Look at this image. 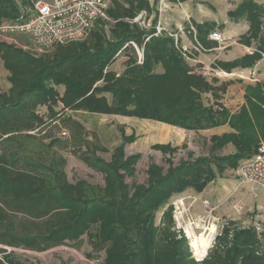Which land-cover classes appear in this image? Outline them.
<instances>
[{
    "label": "trees",
    "instance_id": "trees-1",
    "mask_svg": "<svg viewBox=\"0 0 264 264\" xmlns=\"http://www.w3.org/2000/svg\"><path fill=\"white\" fill-rule=\"evenodd\" d=\"M184 1L189 0H179ZM31 4L32 0H0V24L4 19L19 18L21 7ZM155 6L149 0H111L108 12L114 22L98 21L81 42L56 46L50 56L28 58L26 80L15 73L10 76L12 88L21 84L24 89L16 99L13 94L9 97L0 93V247H4L0 249V264H24L8 254L10 249L42 253L65 245L66 241L79 242L88 233L96 250L105 249L103 264H264L261 233L254 227H236L235 222L224 226L206 258L197 261L185 234L177 229L171 203L176 195L189 190L202 193L256 154L264 135V86H249L246 104L239 113L230 115L218 102L217 94L222 88L194 73L169 33L154 37L156 29L146 30L132 23L147 11L149 17L155 15L151 24L155 27L159 18ZM228 15L230 22L249 24L240 44L264 47V3L242 0ZM195 28L198 42L210 48L207 37L217 24H197ZM129 42L143 50L141 64L136 49L126 47ZM3 47L0 44V53L5 51ZM121 54L127 55L124 72L110 71ZM261 58L260 53L246 55L218 66L231 72L254 67ZM31 95L47 106L53 121L62 117L64 111L72 110L135 117L194 132L228 124L234 132L212 137L207 154L178 164L173 160L175 146H153L169 156V167L164 170L151 164L146 183L133 186H128L126 179L135 176L140 156L126 155L127 145L135 138L123 135L121 144L112 152L111 162L84 159L104 174V187L83 181L71 183L60 161L50 163L47 169L32 167L27 155L33 146L26 140L32 138L30 132L44 119L35 111L38 103L25 102ZM206 95L213 96L215 102L207 103ZM68 126L76 134L72 144H79L81 123L73 121ZM12 133L16 135L3 139ZM230 144L235 152L223 155ZM19 148L24 156L19 155ZM161 212L157 225V214ZM94 225L98 226L96 234L90 231Z\"/></svg>",
    "mask_w": 264,
    "mask_h": 264
},
{
    "label": "rangeland",
    "instance_id": "rangeland-1",
    "mask_svg": "<svg viewBox=\"0 0 264 264\" xmlns=\"http://www.w3.org/2000/svg\"><path fill=\"white\" fill-rule=\"evenodd\" d=\"M34 1L35 0H32L31 5L21 7L22 8L21 15L19 18H15V19L9 18L6 20L4 19L3 22H9V20L23 19V17H27L28 15H30L33 9ZM175 1L177 2L175 3L178 5L179 0H175ZM206 1H209L208 3H206L207 6L206 9L208 10V12L216 13V17H218L219 21H223V22L227 20V18L229 17V15H227V11H230L231 9H233L232 6L238 4V0H232L231 2L226 0H206ZM165 13L166 12H164V15ZM197 15L198 13H195V16L193 14V18L195 20L197 19ZM152 22L153 19H151L150 24H153ZM189 22L192 23L193 19L191 16L189 17L186 16L184 23L187 24L185 28H187L188 30H190V26H191ZM229 28H233V27H229ZM173 30L174 31L177 30L175 26L173 27ZM0 44H2L4 46L3 48H5V51H3L2 53L9 52L8 56H2V53H0V93H5L9 97H11V95L13 94V99H16L19 91L24 89V87L23 85L20 84L19 86L13 87L14 88L13 89L12 83L9 81L10 76H12L15 73L21 77V80H26L25 77L27 76V73H25V70H26L28 58L39 59V57H43V55L50 56L51 54H53L56 48L53 47V49L47 51L38 49L33 43H31L25 37L24 38L0 37ZM255 45L257 46V44ZM261 48L264 49V47H260V49ZM229 50L242 53L238 48L234 46L231 47ZM126 60H127V55L121 54V56L116 58L115 62L112 64L109 70L110 71L113 70L114 72L117 73H122L124 69V63L126 62ZM259 61H258L259 64L257 65L258 69L263 72L264 62H262V58L259 59ZM236 69H242V68H236ZM243 82L244 81L236 82V86L237 89H241V90L244 89V92L246 94L249 91L247 90L249 86L244 88L245 84L243 85L242 84ZM229 83L230 82L225 84V82H221V84H217L216 86L217 88H222V90L219 91L217 94L219 96L218 102L220 103L221 107H223L221 101L226 100L225 98L228 95L227 94L228 87L230 85L231 86L233 85L232 83L230 84ZM60 90L62 91L63 89ZM235 96L237 95H234V98ZM31 100L34 101L29 103V101ZM242 100L246 104V96ZM25 102H28L29 105L38 103V105H36L35 107V111L37 114H39V116H42L44 119L41 124L38 123V127L36 126L37 128L35 131L30 132L32 138H28L26 140V143L33 146L32 150L29 151L27 155L31 159L30 162L32 164V167L36 170L42 168L47 169L50 163H53L54 161L55 162L60 161L64 163L63 166L64 172L71 183L83 181V182H88L89 184L95 186L104 187L105 186L104 174L100 173L101 171L98 170L97 166L96 167L93 165L89 166L87 163H85L84 159L89 158V160H91L92 163H95V160L97 159L99 160L102 159L106 162H111L112 160L111 155L113 150L115 149V147L121 144L123 135L127 136L126 131L129 127L126 125L122 126L119 123H117L118 117H116L115 115L114 116H108L104 114L97 115V114H90L87 112L84 113L73 112L72 110L64 111L62 117H57L53 121V119L49 116L47 106H45L41 100L38 102L36 98L31 95L30 98L29 99L27 98ZM213 102H215L213 96L208 98L207 103L211 104ZM73 121L80 122L82 125L81 134L79 136L80 145L72 144L74 143V137H76V134L73 133L72 127L68 126V123ZM131 127L133 132H131L132 134L130 133L129 136L133 135L135 141L127 145L125 152L127 156L139 155L140 159L135 166L136 167L135 176L127 178L126 181L128 186H133L135 184L144 185L148 178L147 170L149 166L151 164H156L158 166L159 165L162 166L164 170H167L169 166L166 163V159L169 158V156L166 157L161 151H156L153 149L154 146L153 142L156 139H154L155 134L152 131L148 132V129L145 128L147 131H144L143 133L142 131L140 132V129L137 126V122H135ZM136 130H139V135H138V131ZM63 132H66L67 136L64 137L62 135ZM136 132H137V136H136ZM12 135H16V134L14 133H12L11 135L7 134L3 137V139L9 137L12 138ZM209 141L211 140H208V137L197 138L196 136H192V138L189 139L188 136V144L181 143L177 146L174 145L177 148V150L173 154L174 163L178 164L181 161H188V159H194V158L196 159L202 156L203 154H207L209 152V148L211 145ZM20 142L25 143V141L23 140H20ZM53 142L55 143L52 144V146H50V143ZM17 144L20 147H22L19 143ZM101 148H104V150H102ZM18 153L20 156L25 155L23 153L22 148L18 149ZM20 161L27 164L25 160H22V158ZM224 176L225 178L223 179L218 178V180L220 179L221 183L226 184L225 187H227L229 184H233V186L238 185L237 191L233 195L231 200L232 205L238 204L239 205L238 207H242L245 210H248L249 207L257 208L259 212L263 213L260 215L257 211L253 212V210H250L240 222L239 221L235 222L234 226L239 227L241 229H249L251 227H254L256 229L257 228L256 225H257L260 226L262 229H264V222L262 221L264 219V189L253 190L250 185L248 184L245 185L240 183V181L236 177V173L234 169L226 172ZM221 183L219 184L218 181V185L217 184L208 185L204 189V191L200 194L195 193L193 190H189V192L176 195L173 199H171L172 200L171 203L174 206V214H175L174 219L176 222L177 229H180L184 234H185L184 230L189 231L188 243L190 246L192 257H194L197 261L204 260L206 256L205 258H203L197 254V250L193 245L192 240L194 238H201L202 235L207 237L210 235L209 233H211V231L208 229L209 224H205V226L202 228L200 227L201 229L194 228V226H191L190 228V226H188L190 221H193L194 219L200 216L203 217L204 215L207 214L206 212L208 211L206 210L207 207L205 206V204L204 206L206 208L203 209L201 208L198 209L197 211H194V208L196 206L195 198L196 196H198V198L200 199L198 205L201 206H202L203 198L209 199L212 204H214L215 202H219V200L224 199L225 195L223 194L228 195V193H230L233 190V186L231 187L230 190H228L227 188H224V184ZM211 191L219 192L218 196L216 197V195L214 193H211ZM190 212H193L191 213L192 215L190 214ZM161 214L162 212L157 214V225L161 221V217H162ZM260 216H261V221L257 222V224L255 225L254 224L255 220L259 219ZM225 225H227V222L225 223L221 221L217 225V227H211L213 234V236L211 237L212 243L210 247L207 249L206 255L208 253V250L212 248L213 245L215 244L214 240L218 236L215 235V230L218 229V234L220 235ZM97 230H98L97 225H94L90 229L91 233L93 234H96L98 232ZM88 235L89 233L84 235L79 242L69 243V241H66L67 243L65 245H59L56 248L46 250L45 252L42 253H38L33 250L28 251L20 248H15V250L10 249L8 254H11L15 261L24 264H103L104 263L103 259L105 257V249L96 250L95 246H93L92 242L90 241ZM259 236L261 239L264 238V230ZM1 248L4 247L1 246L0 249Z\"/></svg>",
    "mask_w": 264,
    "mask_h": 264
},
{
    "label": "crops",
    "instance_id": "crops-1",
    "mask_svg": "<svg viewBox=\"0 0 264 264\" xmlns=\"http://www.w3.org/2000/svg\"><path fill=\"white\" fill-rule=\"evenodd\" d=\"M226 1L231 2L232 0H226ZM257 1L259 3H264L263 0H257ZM149 2L151 6L156 5L155 6L156 9L158 8V0H149ZM175 2H176L175 0H169L167 2V5H166L167 7L165 8L166 13L165 15L163 13L162 17H160V19L158 18L157 22L160 20L161 25H163V27L165 28L164 33H169L168 34L169 36L170 34H173L176 36L174 39L176 40L178 47L181 50L183 48L190 49V52L185 53L184 56L188 62L189 67L194 71L195 74H197V72H199L203 67H209L211 68L212 73L206 79L208 80V82L216 86L217 84H221V82H225V84L230 82L233 84L232 86L230 85L228 87V91H227L228 95L226 96V98L224 96L226 100L224 101L222 100L221 102L223 104V107L229 112L230 115L239 113L241 107L245 104V102L242 99H244L246 95H245L244 89L242 90L237 89L236 82L244 81L242 83L243 85L245 84L244 88L247 86H252V85L256 86V85H259L260 83L261 85L264 86V70L262 72L261 70L258 69L257 65L259 64L260 61L256 65H254V67L244 68V69H235L231 72L224 71L221 67L218 66V63L220 62L229 63V62H232L238 59H242L246 55H251L247 51V48L258 49V47L255 44L251 46H247V45H244V44L242 45L239 43L241 36H243V34H245L249 30L248 22L242 21V23H239V24L233 23V22H230L229 17L224 22L219 21L218 17H216V13L208 12V10L206 9L207 8L206 3L209 2L206 0H189L183 3L179 2L178 5L176 4L177 2L176 3ZM241 3H242V0H238V4L232 6L233 9L231 10H235L236 7L240 5ZM228 12L229 11H227V15H228ZM195 13H198L196 20L193 18V14L195 16ZM186 16L192 17L193 22L192 23L189 22V24L194 25L195 27L197 24L199 25V24L213 23V22L216 23L217 29L214 31H219L223 34L224 37H226L227 42L223 45L225 49L219 50L218 48L220 47V45L216 41L213 42L208 39V43L211 45V47L206 48L203 46L207 50L206 52H202L200 50L197 51L196 50L197 44L195 42V39L193 38V35L190 33V30L185 28L187 26V24L184 23ZM154 17L155 15H152L150 17V21L151 19H154ZM174 26L177 29L175 31L173 30ZM221 26H224V29H221L220 28ZM229 27H233V28H229ZM178 30H181V31H178ZM233 46L238 48L242 53L230 51L229 49ZM143 60H144V57H143ZM262 62L264 61L262 60ZM123 72H124V69H123ZM122 73H118V74H122ZM234 95H237V96H235L234 98ZM206 96L208 98L211 97V95H206ZM116 117L119 118V119L117 118L118 120L117 123H119L122 126L126 125L129 127L128 128L129 131L125 127L127 129L126 131L127 136H129V134L133 132L131 126L135 122H137V126L140 129V132L142 131L143 133L144 131H147L145 128L148 129V132L152 131L155 134L154 139H156L153 142L154 146L158 144H165V145H172V146L174 145L177 146L181 143L188 144V136H189V139L192 138V136H196L197 138L208 137V140H210L212 137L223 136V135L231 134L232 132H234L232 127H230L228 124H222L220 126H216V128H213V129H207V130H202L199 132H194V131H188V130L186 131V130H183V129H180L174 126L171 127L161 122L157 123V122L146 120V119L140 120L135 117H122V116H116ZM136 131H138V135H139V130H136ZM136 136H137V132H136ZM262 137L263 136L260 137L261 140H262ZM234 152H235V147L233 146V144L232 145L230 144L222 151V154L232 155V153ZM256 154H254L253 156H255ZM235 172H236V169H235ZM223 178H225V176ZM218 181L220 184L221 183L220 179ZM218 181H215L211 184L218 185ZM221 184H224V183H221ZM225 185L226 184H224V188H227L228 190H230L231 187L233 186V184H229L227 187H225ZM237 186L238 185L233 186V190L230 193H228V195L223 194L225 195L224 199L219 200V202H215L214 204H212L209 199L203 198L202 206L198 205V203L200 202V199L198 198V196H196L195 198L196 206L194 208V211H197L198 209H201V208L202 209L206 208L204 206L205 200L209 202V206L206 208V210L213 209L209 222L207 223L209 224L208 228L217 227V225L221 221L225 223L226 222L227 223L237 222V221L240 222L250 210H253V212L257 211L260 215L263 214L262 212H259L257 208L249 207L248 210H245L242 207H238L239 206L238 204L232 205L231 200H232L233 195L237 191ZM211 193H214L217 197L219 192L211 191ZM191 213L193 212H190V214ZM259 221H261V216L259 217V219L255 220L254 224L256 225L257 222ZM262 221L264 222V219Z\"/></svg>",
    "mask_w": 264,
    "mask_h": 264
},
{
    "label": "built area",
    "instance_id": "built-area-1",
    "mask_svg": "<svg viewBox=\"0 0 264 264\" xmlns=\"http://www.w3.org/2000/svg\"><path fill=\"white\" fill-rule=\"evenodd\" d=\"M168 1L158 0L157 10L159 11V19L165 12ZM110 5L111 0H35L30 15L23 17V19L0 24V37H25L38 49L44 51L53 49V47L59 45L81 42L91 33L96 22H114L108 12ZM132 23L138 24L146 30L156 29L154 37L162 35L165 32V28L161 25L160 20L155 27L150 24V17L147 11L140 13ZM190 33L197 44L196 50L206 52L207 50L198 42L197 30L193 25L190 26ZM170 36L176 37L173 34H170ZM207 38L210 41H216L220 45L219 50L225 49L223 45L227 40L221 32L213 31ZM129 45L136 49L139 63H142L144 57L143 50H140L135 42H129L126 47ZM181 51L184 54L190 52L188 48H183ZM247 51L251 55L260 53L264 61V51L249 48H247ZM211 73L212 70L209 67H203L197 72L198 75L201 74L206 79ZM216 108L221 110L219 107ZM62 135L65 137L67 133L63 132ZM256 153L255 156L240 163L235 173L240 183L250 185L253 190H262L264 189V135ZM204 204L206 207L209 206L207 200L204 201ZM212 211L213 209H210L203 217L200 216L190 221L188 226L190 228L194 226L197 229L204 227L209 222ZM256 227L257 232H263L264 229L260 226L256 225ZM208 229L212 233V228ZM184 231L186 238L189 239V231ZM215 235L219 236L218 229L215 230Z\"/></svg>",
    "mask_w": 264,
    "mask_h": 264
},
{
    "label": "bare ground",
    "instance_id": "bare-ground-1",
    "mask_svg": "<svg viewBox=\"0 0 264 264\" xmlns=\"http://www.w3.org/2000/svg\"><path fill=\"white\" fill-rule=\"evenodd\" d=\"M212 237V233L205 237L204 235H202L201 238H194L192 240L193 245L195 246L196 250H197V254L200 255L201 257L205 258L206 256V251L207 249L210 247L211 245V239Z\"/></svg>",
    "mask_w": 264,
    "mask_h": 264
}]
</instances>
